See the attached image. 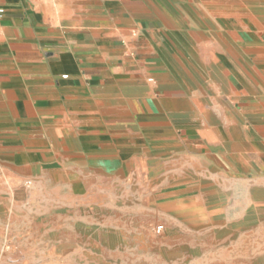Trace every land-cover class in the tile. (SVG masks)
<instances>
[{"label": "crops", "instance_id": "obj_1", "mask_svg": "<svg viewBox=\"0 0 264 264\" xmlns=\"http://www.w3.org/2000/svg\"><path fill=\"white\" fill-rule=\"evenodd\" d=\"M0 10L4 264H119L157 217L264 226V0Z\"/></svg>", "mask_w": 264, "mask_h": 264}, {"label": "rangeland", "instance_id": "obj_2", "mask_svg": "<svg viewBox=\"0 0 264 264\" xmlns=\"http://www.w3.org/2000/svg\"><path fill=\"white\" fill-rule=\"evenodd\" d=\"M157 226L164 227L162 237L155 233ZM215 226L204 230L190 221L166 224L157 217L147 226L145 239H130L124 251L116 242L109 258L119 264H264V226L234 225L230 234L218 233Z\"/></svg>", "mask_w": 264, "mask_h": 264}, {"label": "built area", "instance_id": "obj_3", "mask_svg": "<svg viewBox=\"0 0 264 264\" xmlns=\"http://www.w3.org/2000/svg\"><path fill=\"white\" fill-rule=\"evenodd\" d=\"M25 1L30 2V3H36V2H38L40 0H25ZM3 13H4V10H0V15H2ZM27 185H30V182L27 183ZM163 230H164V227L163 226H157V227H155V233H156V235L158 237H160L162 235V233H163Z\"/></svg>", "mask_w": 264, "mask_h": 264}]
</instances>
